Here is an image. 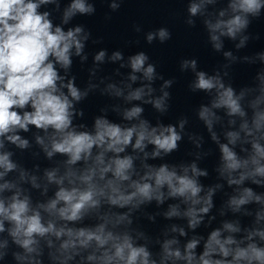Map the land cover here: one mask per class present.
Listing matches in <instances>:
<instances>
[{"label":"clouds","instance_id":"1","mask_svg":"<svg viewBox=\"0 0 264 264\" xmlns=\"http://www.w3.org/2000/svg\"><path fill=\"white\" fill-rule=\"evenodd\" d=\"M102 2L116 12L124 0ZM182 2L183 23H199L223 57L211 72L179 62L206 99L193 114L218 153L210 184L203 132L188 115L161 120L175 78L144 51H86L101 40L72 22L93 16L95 0H0V264H264V50L238 54L259 39L249 27L264 0ZM171 38L167 27L144 33L149 45ZM238 63L260 67L235 87ZM95 95L109 102L89 124L82 105ZM185 139L191 159L170 161Z\"/></svg>","mask_w":264,"mask_h":264}]
</instances>
